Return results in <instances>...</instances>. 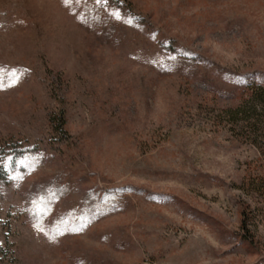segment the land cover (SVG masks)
Instances as JSON below:
<instances>
[{
    "label": "rangeland",
    "instance_id": "rangeland-1",
    "mask_svg": "<svg viewBox=\"0 0 264 264\" xmlns=\"http://www.w3.org/2000/svg\"><path fill=\"white\" fill-rule=\"evenodd\" d=\"M0 81V264H264V0H0Z\"/></svg>",
    "mask_w": 264,
    "mask_h": 264
},
{
    "label": "trees",
    "instance_id": "trees-1",
    "mask_svg": "<svg viewBox=\"0 0 264 264\" xmlns=\"http://www.w3.org/2000/svg\"><path fill=\"white\" fill-rule=\"evenodd\" d=\"M251 87L253 85H248V87ZM249 98L252 99L253 102H255L262 110H264V87L261 86H255L251 88L250 96ZM247 100L244 99V101L238 105L237 107L230 108L226 111L228 115L231 117H241L243 114L246 113L245 107H246ZM62 126V124H60ZM15 158V157H14ZM13 158V159H14ZM10 155L5 153V151H2L0 149V181H4L7 179L8 175L12 178L11 168L16 165V170L21 172L23 166L22 161L20 160H13ZM8 247V246H7ZM4 250L2 249V246L0 245V254H2Z\"/></svg>",
    "mask_w": 264,
    "mask_h": 264
},
{
    "label": "snow or ice",
    "instance_id": "snow-or-ice-1",
    "mask_svg": "<svg viewBox=\"0 0 264 264\" xmlns=\"http://www.w3.org/2000/svg\"><path fill=\"white\" fill-rule=\"evenodd\" d=\"M18 79L16 73H11V76H10V83L8 86H13V84L16 82V80ZM3 85H2V81H0V89H2Z\"/></svg>",
    "mask_w": 264,
    "mask_h": 264
}]
</instances>
